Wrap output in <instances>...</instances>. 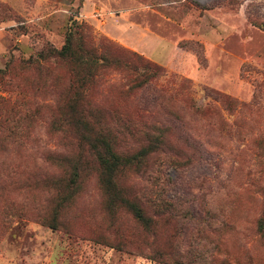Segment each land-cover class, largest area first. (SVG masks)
Returning a JSON list of instances; mask_svg holds the SVG:
<instances>
[{
	"label": "rangeland",
	"instance_id": "374dc122",
	"mask_svg": "<svg viewBox=\"0 0 264 264\" xmlns=\"http://www.w3.org/2000/svg\"><path fill=\"white\" fill-rule=\"evenodd\" d=\"M70 17L163 68L149 87L128 99L150 120L170 124L189 154L185 164H164L154 178L136 182L145 197L162 188L181 214L167 227L158 224L154 238L125 213L111 224L93 178L62 215L71 230L52 229L33 218L49 194L26 189L24 179L31 173L49 176L54 169L45 153L64 149L45 133L54 98L45 85L51 79L19 64L47 45L58 48ZM259 23L264 24V0H0V69L12 65L10 74L0 77V122H18L9 128L15 137H0V264H170L151 257L153 246L184 258L225 256L230 264L244 249L256 258L252 224L260 195L254 187L264 182V152L258 154L254 142L264 138V29ZM123 80L119 73L107 74L95 97L113 104L110 85ZM34 82L38 89L32 88ZM16 86L26 88L24 97ZM212 91L233 97L237 105L228 111ZM33 109L36 116L28 121ZM99 234L125 246L102 243L95 239Z\"/></svg>",
	"mask_w": 264,
	"mask_h": 264
},
{
	"label": "trees",
	"instance_id": "16d2710c",
	"mask_svg": "<svg viewBox=\"0 0 264 264\" xmlns=\"http://www.w3.org/2000/svg\"><path fill=\"white\" fill-rule=\"evenodd\" d=\"M259 26L264 29L263 23ZM19 66L34 72L35 76L44 72L48 80L51 79V84L45 85V89L49 87L54 94L45 133L49 138H56L64 149L45 153L44 160L54 169L49 176L31 173L24 179L26 189L45 190L49 194L44 209L33 214L36 221L52 229L71 230L62 215L84 193L91 178L100 197L101 209L111 224L119 213H125L144 233L154 238L158 224L167 227L181 216L162 188L159 191L153 188V194H149L152 196L145 197L142 188L137 186L139 183L136 184L143 177L154 178L153 172L164 164L176 168L189 161V154L174 139L170 124L150 120L137 105L128 104L130 96L149 87L162 73V66L116 46L103 36H95L86 23L72 17L68 19L58 48L47 45L37 51L36 57L22 59ZM11 70L12 65L6 63L0 69V77L10 74ZM113 73L124 78L110 85L116 100L113 104L100 102L95 97L98 84L107 74ZM36 83L32 88H39ZM16 89L25 96L26 88L16 86ZM212 92L228 111L237 105L233 97ZM36 106L38 104L34 108ZM239 106L246 105L240 103ZM36 113L33 109L25 118L32 121ZM9 116L5 120H9ZM17 123V120L10 125L0 122V137H15L14 129L9 128ZM254 142L258 154H262L264 138L257 136ZM160 154H163L162 160ZM254 190L260 195V207L252 224L258 251L254 256L257 257L244 249L240 256L232 258L235 264H264V182L257 184ZM95 239L113 247L125 246L114 236L99 234ZM151 257L170 264L205 259L230 264L225 256L217 259L207 253H192L184 258L168 247L153 246Z\"/></svg>",
	"mask_w": 264,
	"mask_h": 264
}]
</instances>
